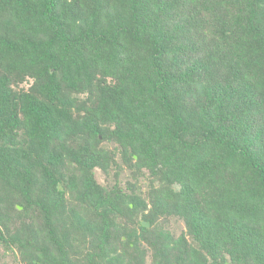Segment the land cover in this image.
Segmentation results:
<instances>
[{"label":"trees","instance_id":"1","mask_svg":"<svg viewBox=\"0 0 264 264\" xmlns=\"http://www.w3.org/2000/svg\"><path fill=\"white\" fill-rule=\"evenodd\" d=\"M0 223L18 264H264V0H0Z\"/></svg>","mask_w":264,"mask_h":264},{"label":"rangeland","instance_id":"2","mask_svg":"<svg viewBox=\"0 0 264 264\" xmlns=\"http://www.w3.org/2000/svg\"><path fill=\"white\" fill-rule=\"evenodd\" d=\"M1 225L2 223H0V226ZM171 230L175 232L177 228L173 226ZM7 243L8 242L0 239V264H18V257H20V255H18L14 246L9 247L10 245Z\"/></svg>","mask_w":264,"mask_h":264},{"label":"water","instance_id":"3","mask_svg":"<svg viewBox=\"0 0 264 264\" xmlns=\"http://www.w3.org/2000/svg\"><path fill=\"white\" fill-rule=\"evenodd\" d=\"M143 225H144L145 227H150V223H148V222H143Z\"/></svg>","mask_w":264,"mask_h":264}]
</instances>
